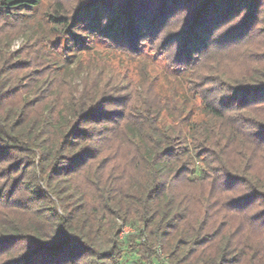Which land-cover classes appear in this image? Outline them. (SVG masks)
<instances>
[{
	"label": "trees",
	"instance_id": "16d2710c",
	"mask_svg": "<svg viewBox=\"0 0 264 264\" xmlns=\"http://www.w3.org/2000/svg\"><path fill=\"white\" fill-rule=\"evenodd\" d=\"M43 1L0 0V157L26 156L0 170V264H264L250 234L264 229V0L56 2L35 32ZM21 34L38 65L8 52ZM96 41L168 54L167 94L84 60ZM232 47L249 58L240 78L224 71Z\"/></svg>",
	"mask_w": 264,
	"mask_h": 264
},
{
	"label": "rangeland",
	"instance_id": "374dc122",
	"mask_svg": "<svg viewBox=\"0 0 264 264\" xmlns=\"http://www.w3.org/2000/svg\"><path fill=\"white\" fill-rule=\"evenodd\" d=\"M77 1V0H44L39 11L35 12V19L32 22L34 24V31H40L43 33L48 32V27L45 24V17L44 13L51 10L53 5L57 3H61L62 7L65 8L66 10L70 9V6L72 2ZM86 1V0H82ZM179 1V0H177ZM151 2L152 7H156L157 9H160V2L161 0H145L144 3L146 5ZM183 4V2H181ZM179 10L173 11L169 14L170 18H168V23L169 29H176L179 24H181V20L184 18L185 13L188 11V9H185V6L180 5ZM262 38V42L264 43V37ZM26 41V36L21 34L18 38L14 40V42L11 44L8 52H15L18 50L22 49V55L24 59L30 60L31 63L38 65L41 60L42 56H45V52H38L36 48L32 47L31 44L27 46ZM26 44V45H25ZM44 44V43H43ZM259 42L254 38L248 41L247 45L249 48L254 49ZM264 51V49H263ZM163 52V51H161ZM97 54L99 58L101 59V62L103 64H107L115 69V71H124L125 69L128 70V73L130 74V77H132L135 80H139V82L142 81V77L144 76V72L148 73L151 76H158V89L159 93L167 94L168 89L166 86H168L166 79L164 78V73L168 70V66L170 63V59H167L168 54H165L164 56L159 55V54H154L152 51L147 47V46H142L140 47L139 50V57H131L128 55H123V54H117L115 52H112L108 46L103 43L102 41H96L95 42V47L91 50H87L83 52L80 56L84 59L87 60L90 55L92 54ZM243 53L242 49L240 47L233 48L230 50L229 57H228V62L226 63L224 67V71L226 72L227 75H229L232 78H240V76H244L247 74V68H248V62L249 58L244 57V58H239L238 56ZM28 54V56L25 57V55ZM256 56V55H255ZM170 58V57H168ZM259 58V57H258ZM167 59V61H166ZM239 59V60H237ZM30 71L22 72L20 73L19 76H24V75H30ZM20 101H22V97H8L5 99L3 102L4 106H2L3 109H14L17 107V104L20 105ZM196 104L198 105V101H196ZM31 112V111H30ZM32 113V112H31ZM114 149L116 148V145L113 147ZM120 155H123L125 153V150L123 148L120 149L119 151ZM10 155L9 153L2 154L0 157V161L2 162L0 165V170L5 169L10 163L13 162V158H18V164L24 163L26 164V159L25 155L22 153L20 155ZM28 164V160H27ZM30 164V163H29ZM26 167V166H25ZM10 171L8 172V176L10 175ZM14 174V173H13ZM15 181L13 182L15 185V189H19L18 186H20L21 182L23 181V178L20 177L19 175L15 176ZM9 181V179L6 178L4 181L3 179V173H0V185L3 183V185L0 187V194L4 186L6 185V182ZM42 186V184L40 183ZM2 205V204H1ZM0 205V207H1ZM256 212V211H255ZM252 232L251 234V239L257 243L259 240L262 238L263 234V228L259 222L254 221L252 223ZM124 235H120L119 237L122 238ZM2 247H0V256H2ZM3 260L0 259V262ZM137 257L133 254L129 253H124L122 262L125 264H137Z\"/></svg>",
	"mask_w": 264,
	"mask_h": 264
},
{
	"label": "built area",
	"instance_id": "2783aa9c",
	"mask_svg": "<svg viewBox=\"0 0 264 264\" xmlns=\"http://www.w3.org/2000/svg\"><path fill=\"white\" fill-rule=\"evenodd\" d=\"M130 231L131 230L129 228H127V227L123 228L121 235H125V234L129 233Z\"/></svg>",
	"mask_w": 264,
	"mask_h": 264
}]
</instances>
